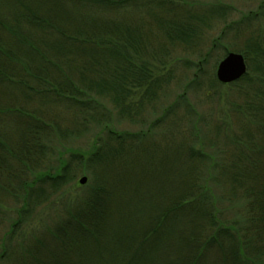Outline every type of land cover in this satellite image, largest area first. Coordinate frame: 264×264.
<instances>
[{
    "label": "trees",
    "instance_id": "obj_1",
    "mask_svg": "<svg viewBox=\"0 0 264 264\" xmlns=\"http://www.w3.org/2000/svg\"><path fill=\"white\" fill-rule=\"evenodd\" d=\"M186 4L0 0V264H264V31L256 26L264 1L226 24L198 62H169L170 50L196 51L202 26L229 14L220 3ZM247 28L235 51L248 71L230 83L244 88L238 106L257 123L235 136L243 146L217 157L197 148L219 142L223 123L203 115L202 136L200 117L182 97L146 131L109 128L95 136L88 156L77 149L69 159L48 155L59 119L72 116L65 112L110 122L100 99L121 118L141 115L146 125L144 112H156L178 62L197 69L194 82L205 73L208 84H222L209 56L228 33L241 36ZM170 117L172 144L144 146ZM74 162L92 178L90 193L59 223L28 229L38 206L73 179ZM123 175L135 180L129 190L120 189Z\"/></svg>",
    "mask_w": 264,
    "mask_h": 264
},
{
    "label": "rangeland",
    "instance_id": "obj_2",
    "mask_svg": "<svg viewBox=\"0 0 264 264\" xmlns=\"http://www.w3.org/2000/svg\"><path fill=\"white\" fill-rule=\"evenodd\" d=\"M179 1L181 3H187L186 5H195L197 8H207L210 5H213V3L224 4L228 7L229 14L226 18H210V20H208L207 23L202 26L203 32L198 41L197 50L194 52H188L182 49L170 50L169 55L165 57V60L169 62L176 61L178 58H189L191 61L198 62L199 55L197 56V54L200 51L205 53L210 48L213 40L220 36L226 24L233 20H239L242 16L248 15L249 13L257 12L259 6L264 0ZM256 26H259V28L264 31V11ZM249 30L250 28H247L242 33L243 35L236 37H233V33H228L226 35L227 37L221 41L219 49L213 51L210 54L208 64L210 68H213L211 72L215 77L219 62L228 53H237L235 50L241 49L245 39L244 37L248 34ZM147 55L148 54H146L145 51L141 53V56L144 58H147ZM150 58L154 60L153 55H151ZM170 64H168V66ZM173 70V77L171 75L170 79H168V82L166 83V86H164V91L162 92L161 98L159 99L156 112L153 113L150 111V109L144 112L143 119L147 121L146 125L140 123L141 115L139 117L134 115L133 119L130 117L121 118L108 101L100 99V104L104 105L108 111V115L111 117L110 122L98 125L91 121H85L81 115L76 116L77 114L74 115V113L72 114L65 112L64 114L76 117L68 116L61 119V121L60 119L59 121L57 120L60 126L57 130L58 133H53L55 130L50 131V133L53 134L50 136V138H48V140L51 139L54 148L49 149L48 155H50V157H52L54 160L61 157L64 159H69L72 151L77 149L83 152L82 154H86L88 156L89 152L97 142V138L95 136H99L100 134L102 135L104 132L109 130V128H112V130L119 133H139L140 130L146 131L148 129V125L153 120L157 119L160 114H162L161 112L163 111V108L168 106L171 107L177 98L182 97L184 98V101H187L194 108L195 113L198 114V117L196 118L198 119L200 117L197 124L203 130L200 131L202 136L207 132L205 129V123L201 122L203 115L205 116V119H209V122L210 118H212L214 120V124L223 123V125H221L222 127L219 128V134L221 135L219 142L212 143L208 140H203L204 145H198L197 148L202 147L201 149H204L207 153L213 154L214 157H217L220 152H229L235 148L243 146L244 144L241 143V141L235 139V136L245 128L246 124L249 126L253 125L252 127L257 124L252 123V119L243 115V110H241L242 107L238 106L243 103L242 100H244V93L241 92L240 89L244 88L241 86H232L231 84H215L212 86L208 84V77L205 75V73H203V75H198V81L194 82L197 69H195V67L192 65L186 66L183 62H178V65L175 66ZM162 71H164L165 74L168 72L167 69ZM134 95L132 98H134ZM135 98H137V96ZM60 114H63V112ZM55 116L57 115L55 114ZM196 118L192 119V121L196 122ZM48 120L51 121L49 118ZM105 125L108 127L106 128ZM173 129L176 131L173 119L170 117L169 125H163L161 129L151 132L147 140L144 142V146H146V144L152 143L155 146L160 145L162 148L168 147V144H170L171 141H169L167 133H170ZM80 167L81 166L79 164L74 162V168L76 172L73 176V179L67 185H65L63 189L61 188L58 192L53 194L48 201L38 206L35 217L27 226L28 229L35 228L39 229L40 231L43 226L59 223V221L67 217V215L72 213L82 203L83 199H85L88 193L91 191L90 187L92 178H90L87 171ZM83 177L87 178V182L85 184H80L79 181ZM119 180L120 181H118V184L121 185L120 189L122 190H125V188L129 190L134 184H136L135 180L131 176L127 175L120 176ZM5 218L9 221V218ZM6 220H4L5 223ZM1 225L2 224L0 222V231L3 230L4 224L2 226ZM31 233L32 231L29 232V234Z\"/></svg>",
    "mask_w": 264,
    "mask_h": 264
},
{
    "label": "water",
    "instance_id": "obj_3",
    "mask_svg": "<svg viewBox=\"0 0 264 264\" xmlns=\"http://www.w3.org/2000/svg\"><path fill=\"white\" fill-rule=\"evenodd\" d=\"M247 63L244 55L236 52L228 53L218 64L216 77L222 84H230L240 80L247 73ZM80 184H85L87 178L80 179Z\"/></svg>",
    "mask_w": 264,
    "mask_h": 264
}]
</instances>
